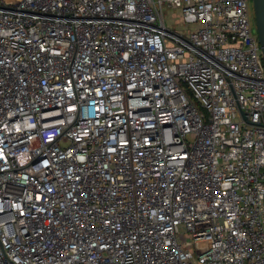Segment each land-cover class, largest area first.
<instances>
[{
  "label": "built area",
  "instance_id": "obj_1",
  "mask_svg": "<svg viewBox=\"0 0 264 264\" xmlns=\"http://www.w3.org/2000/svg\"><path fill=\"white\" fill-rule=\"evenodd\" d=\"M0 264H264L252 0H0Z\"/></svg>",
  "mask_w": 264,
  "mask_h": 264
},
{
  "label": "water",
  "instance_id": "obj_2",
  "mask_svg": "<svg viewBox=\"0 0 264 264\" xmlns=\"http://www.w3.org/2000/svg\"><path fill=\"white\" fill-rule=\"evenodd\" d=\"M258 43L264 59V0H252Z\"/></svg>",
  "mask_w": 264,
  "mask_h": 264
},
{
  "label": "rangeland",
  "instance_id": "obj_3",
  "mask_svg": "<svg viewBox=\"0 0 264 264\" xmlns=\"http://www.w3.org/2000/svg\"><path fill=\"white\" fill-rule=\"evenodd\" d=\"M165 18H166L168 27H175L177 25H180V29L182 30L185 29V26L181 21V16H180L179 11H172V10L166 9Z\"/></svg>",
  "mask_w": 264,
  "mask_h": 264
}]
</instances>
